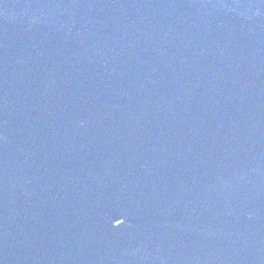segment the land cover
<instances>
[{
    "label": "water",
    "instance_id": "obj_1",
    "mask_svg": "<svg viewBox=\"0 0 264 264\" xmlns=\"http://www.w3.org/2000/svg\"><path fill=\"white\" fill-rule=\"evenodd\" d=\"M0 264H264V0H0Z\"/></svg>",
    "mask_w": 264,
    "mask_h": 264
}]
</instances>
